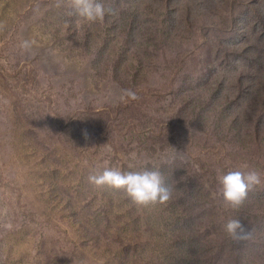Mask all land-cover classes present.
Here are the masks:
<instances>
[{"label": "rangeland", "instance_id": "1", "mask_svg": "<svg viewBox=\"0 0 264 264\" xmlns=\"http://www.w3.org/2000/svg\"><path fill=\"white\" fill-rule=\"evenodd\" d=\"M0 264H264V0H0Z\"/></svg>", "mask_w": 264, "mask_h": 264}]
</instances>
